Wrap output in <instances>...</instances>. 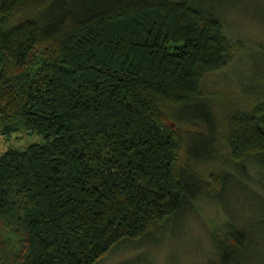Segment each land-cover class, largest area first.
Listing matches in <instances>:
<instances>
[{"label": "trees", "instance_id": "16d2710c", "mask_svg": "<svg viewBox=\"0 0 264 264\" xmlns=\"http://www.w3.org/2000/svg\"><path fill=\"white\" fill-rule=\"evenodd\" d=\"M214 1L0 0V130L46 139L0 154V264H100L264 168V95L203 89L236 49ZM210 241L258 264L245 222Z\"/></svg>", "mask_w": 264, "mask_h": 264}, {"label": "rangeland", "instance_id": "374dc122", "mask_svg": "<svg viewBox=\"0 0 264 264\" xmlns=\"http://www.w3.org/2000/svg\"><path fill=\"white\" fill-rule=\"evenodd\" d=\"M167 1L191 3L194 0ZM213 7L214 16L220 20L226 37L236 49L229 66L209 75L203 81V89L215 93L233 92L232 95L243 98L264 95V0H217ZM45 141L43 135L27 129L10 134L0 130V154L9 148L22 150ZM219 160L210 167L203 165L201 176L207 177L211 169L223 170L222 166L231 169L224 158ZM246 167L247 177L243 179L238 171L231 170L234 179L224 188L221 199L197 198L194 209L186 210L175 219L173 231L168 229L155 240L123 242L100 264H116L127 259L135 260L132 264H211L210 261L215 260L211 229L229 219L239 224L245 222V229L258 240L259 249L253 259L256 262L259 258L258 264H264V183H260L264 168L250 160Z\"/></svg>", "mask_w": 264, "mask_h": 264}]
</instances>
